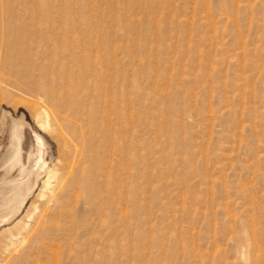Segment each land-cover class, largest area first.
Listing matches in <instances>:
<instances>
[{
  "label": "rangeland",
  "instance_id": "374dc122",
  "mask_svg": "<svg viewBox=\"0 0 264 264\" xmlns=\"http://www.w3.org/2000/svg\"><path fill=\"white\" fill-rule=\"evenodd\" d=\"M10 1L0 264H264V0Z\"/></svg>",
  "mask_w": 264,
  "mask_h": 264
},
{
  "label": "bare ground",
  "instance_id": "6f19581e",
  "mask_svg": "<svg viewBox=\"0 0 264 264\" xmlns=\"http://www.w3.org/2000/svg\"><path fill=\"white\" fill-rule=\"evenodd\" d=\"M16 3V2H15ZM10 4H11V1L9 2V0H0V14L2 15H0L1 16V23L3 22V20H5V21H7V23H9V21H10V19H11V17L9 16L8 17V15H7V12H11V10H10V8H11V6H10ZM15 5V4H14ZM14 7V6H13ZM16 7V6H15ZM15 7H14V10H15ZM13 15H14V13H12ZM6 16H7V18H6ZM14 17V16H13ZM4 23V22H3ZM2 25V27H1V37H3V38H5V34H7V32H9L8 30H6L5 28H4V24H1ZM7 27V26H6ZM9 29V28H8ZM9 34V33H8ZM1 47V46H0ZM1 53H2V49H1ZM1 57V56H0ZM3 60V59H2ZM60 118V120H61V122H62V124H61V126H63L64 127V125H66L67 124V119L66 118H64V117H59ZM66 123V124H65ZM67 127V126H66ZM70 127H68V129H69ZM15 130H16V128H13L12 129V132H13V134H14V132H15ZM67 132H69V130H67ZM71 132V131H70ZM69 132V134L68 135H70L71 133ZM73 134H75V132L73 131L72 132V135ZM77 134V133H76ZM75 134V135H76ZM81 135H83V134H81ZM80 135V136H81ZM71 136V135H70ZM77 136V135H76ZM79 136V137H80ZM75 137V136H74ZM76 138V137H75ZM74 138V139H75ZM74 141V140H73ZM41 142V141H40ZM74 152V155H76V156H78L79 157V159H78V162H82V155H83V152H78L77 150H73ZM85 157V156H84ZM42 158V157H41ZM80 158L82 159L81 161H80ZM69 159V158H68ZM70 159H71V157H70ZM65 160H66V158H65ZM75 160H77V159H75ZM42 162V161H41ZM70 163V162H69ZM76 164H77V162H76ZM79 164V163H78ZM78 164L77 165H75L76 167L78 166ZM67 165V164H66ZM81 165V164H80ZM79 165V166H80ZM75 166H74V168H75ZM63 168V167H62ZM64 168H65V166H64ZM69 168V167H68ZM78 168H80V167H78ZM77 168V169H78ZM66 169H67V167H66ZM76 169V168H75ZM77 169L76 170H74V171H76L77 172ZM62 170H65V169H62ZM61 170V171H62ZM72 170V169H71ZM60 171V170H59ZM60 171V172H61ZM73 171V172H74ZM63 172V171H62ZM65 172V171H64ZM74 174V176L75 177H73V175L71 176V173L70 172H68V173H62V174H59V172L58 171H55V170H51V171H47V179H46V181H44L43 183H44V186H45V188L43 187V189H46V190H50V192L47 194V196H46V199H45V204H44V209H43V214H42V216H41V218H40V220L38 219V216L36 215V217H37V221L38 222H40V221H42V219H45L46 218V212L48 211V210H52V209H54V210H57V209H59L61 206H62V201L64 200V198L65 197H69V195H70V191L74 188V189H76L77 191H78V187L77 186H81L80 185V183H81V179L79 180L78 179V177H76L77 175H75V174H77V173H73ZM78 176H79V174H78ZM52 180H55V184H54V186L56 187V188H58V194L57 195H55V196H52L53 194H54V191L56 190L55 189V187H54V189H52L50 186H51V181ZM26 184H25V186H24V189H21V191L23 192L24 191V193H25V196L27 195V194H29V192L31 191V189H32V182H25ZM67 187V188H66ZM10 189V188H9ZM15 190H16V188L14 187V188H12V190H10V192L12 191V192H15ZM20 190L17 188V190H16V192H19ZM20 191V192H21ZM0 194H1V192H0ZM42 194V193H41ZM43 194H45V193H43ZM52 194V195H51ZM15 196V195H14ZM45 196V195H44ZM44 196H43V198H44ZM40 197V196H39ZM15 201L14 202H16V201H18V198L16 199V198H13ZM20 200V202H23V201H21L22 199H19ZM12 204H13V202H12ZM22 204V203H21ZM17 210H18V208H17ZM17 210H13V212H12V215H14L15 214V212H17ZM32 212V211H31ZM28 214V213H27ZM30 215L32 214V213H29ZM97 214V213H96ZM7 214H5L3 217H5ZM49 217V216H48ZM29 218V217H28ZM6 220H8V219H6ZM27 227V225H24V227H23V229H25ZM26 229H28V228H26ZM25 229V230H26ZM21 230V229H20ZM20 234V232L18 233H16V235H13L12 236V239H14L15 237H17L18 235ZM14 242V241H13ZM9 243H10V241H9ZM8 243V244H9ZM10 245V244H9Z\"/></svg>",
  "mask_w": 264,
  "mask_h": 264
}]
</instances>
